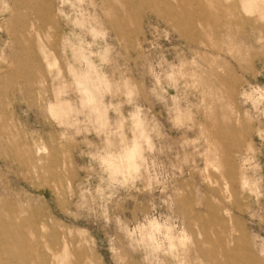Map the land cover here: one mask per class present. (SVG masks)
Segmentation results:
<instances>
[{
  "label": "rangeland",
  "instance_id": "1",
  "mask_svg": "<svg viewBox=\"0 0 264 264\" xmlns=\"http://www.w3.org/2000/svg\"><path fill=\"white\" fill-rule=\"evenodd\" d=\"M0 264H264V0H0Z\"/></svg>",
  "mask_w": 264,
  "mask_h": 264
},
{
  "label": "bare ground",
  "instance_id": "2",
  "mask_svg": "<svg viewBox=\"0 0 264 264\" xmlns=\"http://www.w3.org/2000/svg\"><path fill=\"white\" fill-rule=\"evenodd\" d=\"M233 240H236V239H233Z\"/></svg>",
  "mask_w": 264,
  "mask_h": 264
}]
</instances>
